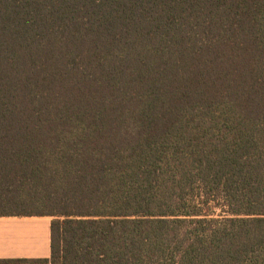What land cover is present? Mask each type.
I'll list each match as a JSON object with an SVG mask.
<instances>
[{"label":"trees","instance_id":"16d2710c","mask_svg":"<svg viewBox=\"0 0 264 264\" xmlns=\"http://www.w3.org/2000/svg\"><path fill=\"white\" fill-rule=\"evenodd\" d=\"M0 215L50 264H264V0H0Z\"/></svg>","mask_w":264,"mask_h":264},{"label":"crops","instance_id":"0c3cea01","mask_svg":"<svg viewBox=\"0 0 264 264\" xmlns=\"http://www.w3.org/2000/svg\"><path fill=\"white\" fill-rule=\"evenodd\" d=\"M48 215H0V264H50Z\"/></svg>","mask_w":264,"mask_h":264},{"label":"rangeland","instance_id":"374dc122","mask_svg":"<svg viewBox=\"0 0 264 264\" xmlns=\"http://www.w3.org/2000/svg\"><path fill=\"white\" fill-rule=\"evenodd\" d=\"M51 219H52V217H51Z\"/></svg>","mask_w":264,"mask_h":264}]
</instances>
